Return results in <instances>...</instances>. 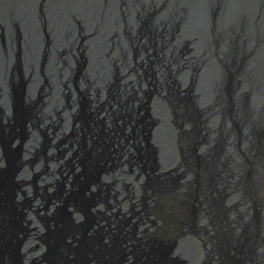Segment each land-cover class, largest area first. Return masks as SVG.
<instances>
[{"label": "water", "instance_id": "water-1", "mask_svg": "<svg viewBox=\"0 0 264 264\" xmlns=\"http://www.w3.org/2000/svg\"><path fill=\"white\" fill-rule=\"evenodd\" d=\"M228 10L233 18H225ZM132 104L138 126L109 127L111 145L91 160L136 136L137 161L164 163L171 118L203 142L213 125L224 131L219 144L245 142L247 131L250 148L264 154V0H0V264H21V242L39 229L30 209L47 237L44 260L53 264L55 240H67L60 218L76 227L69 171L82 163L86 143L106 144L107 122L132 118ZM31 130L46 149L29 163ZM66 131L70 144L55 154ZM50 159L63 161L56 187ZM37 160L45 167L34 176L44 202L25 177ZM212 170L221 173L220 163Z\"/></svg>", "mask_w": 264, "mask_h": 264}, {"label": "flooded vegetation", "instance_id": "flooded-vegetation-1", "mask_svg": "<svg viewBox=\"0 0 264 264\" xmlns=\"http://www.w3.org/2000/svg\"><path fill=\"white\" fill-rule=\"evenodd\" d=\"M229 13L230 10L225 12V18H233L229 17ZM204 35L206 34L201 37ZM194 57H197L196 53ZM242 94L238 93L239 96ZM173 127L174 125L170 124V129ZM31 132L35 136V132ZM18 133L20 137V129ZM66 133L67 136L55 140V154L64 152L69 146L71 132ZM207 134L204 131L201 137L204 139ZM37 139L43 145L32 149L27 158L29 163L37 158L41 159V154L46 149L43 137ZM210 139L215 143L214 155L222 168V172L218 174L222 175L223 185L220 188L214 187L209 193L206 188L211 186L210 179L213 177L206 171V165L197 167L199 164L196 161L203 153L194 148L197 144L193 136L185 138L180 146L172 144L174 153L180 151L181 155L187 147L185 152L190 157V173L193 176L185 177L188 172H185L186 167L180 164L183 158L179 162L175 159L172 165L177 162V167L170 168L167 172L166 169L162 171L167 178L173 172L175 175L172 181L169 180L166 189L153 185L146 190L147 175L135 170L134 165L128 166L129 170L132 169L129 173L127 167L120 171L117 170L115 161L106 160V172L101 176V181L113 183L111 189L100 185L86 189L80 183L78 186L70 185L68 192L71 201L68 202V210L76 227H67L66 219L63 218L67 240L56 241L53 250L57 255L55 264H264V165L257 164L262 154L255 151L250 154L255 162H235L233 167L237 168L240 175L236 181L232 179L233 184L237 183L232 186L227 176L230 170L226 163L227 158L236 160L235 154L239 149L228 145L229 141H234L233 138L219 144L220 136L215 133ZM203 144L206 146V142ZM209 145L210 142L207 143V146ZM17 146H20L19 143ZM15 156L14 154L11 158L12 161H15ZM130 156L133 160H139L138 155L134 153ZM243 158H248V155ZM184 161L187 165V161ZM62 163L63 161L55 163L58 168L55 187ZM238 164L241 166L236 167ZM36 165L35 171H31L33 176L45 169L42 162H37ZM81 168V164H77L73 171H69L70 184ZM184 174L185 176H182ZM41 184L39 181L36 184L34 179L29 187L37 193ZM231 190L234 192H230ZM228 193L231 196L226 199ZM37 195L44 202L38 193ZM68 198L65 195L63 203L67 202ZM94 203L97 204L92 207ZM58 204V207L62 205ZM31 218L39 229L32 231L28 239L21 242L18 261L21 264H47L44 260L46 246L40 234L44 230L35 215ZM138 222L141 223L140 231H136ZM60 224L61 221L59 226ZM123 224L126 226L125 230L122 228ZM19 236L23 237L21 234ZM44 248L43 257L38 259L36 253ZM51 257L53 258V255ZM6 261L10 264L8 259ZM52 263L54 264L53 261Z\"/></svg>", "mask_w": 264, "mask_h": 264}, {"label": "bare ground", "instance_id": "bare-ground-1", "mask_svg": "<svg viewBox=\"0 0 264 264\" xmlns=\"http://www.w3.org/2000/svg\"><path fill=\"white\" fill-rule=\"evenodd\" d=\"M147 81H144V87H146V85H147ZM142 92V91H141ZM145 92H149V91H145ZM143 93V92H142ZM153 93H154V91H153ZM140 95V94H139ZM143 95V94H142ZM130 96H134V93H132V91L130 92ZM129 101H133V100H129ZM133 104L135 105V106H137V102H135V101H133ZM133 104L132 105H130V106H128L127 107V111H129L131 114H132V118L129 120V121H126L125 120V118H124V115H122V116H120V117H118V118H116V119H114V120H112V121H109V122H107V124H106V135L104 136V138H105V141H107L106 142V144L104 145V146H100V145H97V144H92V143H86L85 145H84V151L83 152H80L81 154H84L83 155V158H82V163H81V166H82V168L84 169V172H85V174H80V175H75L74 176V180H77L78 181V183H75V186H78V184L80 183V179H81V177L83 176V177H85V182L82 184V186L84 187V188H88V187H92L93 185H94V187L95 186H97L98 184L99 185H101L102 187H110V189L113 187V183H103L102 181H101V176L106 172V170H105V165H104V161L106 160L107 162H110V161H115L116 162V164H117V170L119 169L120 171H121V169L123 170V167H127L128 168V166L130 165V164H132V165H134L135 166V168H136V170L138 169V170H143L144 172H143V174L144 175H147V179H149L148 180V182H147V184H146V186H145V189L146 190H149V186H156L157 188H159V189H166L167 187H165V188H162V186H164V183H163V179L164 180H166L167 179V177L165 178V175H163V174H165L164 172H162L163 170H165L166 169V172H167V170H168V168H169V166H171L172 165V163H173V161H174V159H172V155H173V153H174V148L172 147V145H171V142H172V140L173 139H171L170 140V137H171V130L172 129H170V131H169V134L168 135H166V136H164L163 138H168V141H169V143H168V146H169V148H168V146L166 145V148L167 149H169V156H168V154L165 156V158H164V163L161 161L160 162V159L158 160V161H155V162H158V164H159V166L156 168L155 166H153V164L151 163V160H154V158H152V157H149V160L147 159V161L149 162V164L148 163H146V161L144 162V163H142V162H139L140 160H141V158H140V156H139V161H136V160H133L132 158H131V156H130V154H133V151H134V147H133V145H134V140L136 141V142H139V139H138V137H133V139H130V140H128V143H125V145L121 148V149H118V146H117V148H115L114 146H111V148H112V150H111V153L109 152L108 154L106 153V155L105 156H103L102 158H99V159H95V160H91L90 158H89V155H90V153L91 152H93V151H96V152H98L99 153V155H100V153L102 152V151H104V148L107 146V145H111V141H110V138L108 137V132H107V129L109 128V127H112V126H114L115 124H125V126H126V128H128V127H135V126H138V121H137V119H138V117H136V113L134 112V107H133ZM211 111H214V110H210L209 112H211ZM216 112V111H215ZM170 124H173V121H172V118H171V120H169L168 121V123H167V128H170ZM209 124V123H208ZM213 123H210V125H208V126H211ZM85 126L83 125V126H81V128H79L80 130L81 129H83ZM189 130L188 129H186L184 132H182V134L180 135L181 136V138L182 139H185V138H189V136H190V133L188 132ZM69 132V131H68ZM222 132H224L223 131V129H222V126L221 125H213V127L211 128V130H210V133L212 134V135H214L215 133H217V134H221ZM227 133V132H226ZM253 136H254V134H253ZM245 138H246V141L245 142H234V141H229L228 142V144H229V146L230 147H235L236 149H239V151H237V153L235 154V159L236 160H234L233 161V159H231V158H227V163H226V167H229V170H230V172H229V175H227L228 177H229V180H230V182H231V185L232 186H235V184H237L236 182H234V184H233V181H232V179L234 180V178H235V176H239L240 175V173L237 171V168H234L233 167V165L234 164H236L235 162H238V161H240V162H243L244 161V163L245 162H247V160H249V161H251L252 160V162H253V158H252V156H250V154L253 152V151H255V150H253L252 149V147L250 148V145H249V143L247 142L249 139V133H247V131H246V133H245ZM123 140L122 139H119L118 140V144L120 143V142H122ZM197 143V145L194 147L195 149H199V153H203L199 158H198V160L196 161V163L197 164H199V166H197V167H200V168H202V165H206L207 167H206V171L210 174V175H212V177L213 178H211L210 179V184H211V188H220L223 184L221 183V180H222V175L221 174H214L213 173V170H212V167L215 165V163L217 162V160H216V158H215V155H214V147H215V143H214V145L212 146V147H208L207 146V143H209L210 142V144H212L213 143V141L210 139V140H207L206 141V146H202L203 145V142L201 141V140H197L196 141ZM199 142V143H198ZM34 143H38V141H37V138L33 135V140H32V148L34 147ZM178 143V142H177ZM205 145V144H204ZM153 149L156 147L155 145H153V144H151L150 145ZM206 148V149H205ZM152 149V150H153ZM250 149V150H249ZM247 150H249V151H247ZM190 153V152H189ZM247 155H248V158H243V157H247ZM225 158V157H224ZM260 161H261V165H264V154H262L261 155V157H260ZM154 162V163H155ZM224 162V168H225V161H223ZM230 163V164H229ZM53 164H55V162L53 163ZM151 164V165H150ZM34 166H35V162H34V165H33V167L32 168H29L28 169V171L26 172V175H25V177L27 178V180L28 181H34V179H35V177L33 176V174L31 173V171L33 170V168H34ZM236 167H240V165H237ZM24 170V168L23 169H21L20 170V174L22 173V171ZM128 170H129V168H128ZM132 170V169H131ZM131 170H129V171H131ZM150 171V172H149ZM116 172V171H115ZM112 173V172H111ZM151 173V174H150ZM169 173H171V172H169ZM231 174V175H230ZM119 175V174H118ZM138 175V174H137ZM81 176V177H80ZM183 176H185V174L183 175ZM72 178V177H71ZM69 179V178H68ZM112 179V178H111ZM238 179V178H237ZM73 180V179H72ZM73 180V181H74ZM115 181V180H114ZM123 181V180H122ZM160 181V182H159ZM235 181H236V179H235ZM124 183V182H123ZM161 183V184H160ZM71 185H74L73 184V182H72V184ZM214 185V186H213ZM27 186L28 185H25V187L27 188ZM98 187V186H97ZM122 190H123V188H122ZM125 190L127 191V188H125ZM93 191V190H92ZM119 191V190H118ZM124 191V190H123ZM230 192H234V191H230ZM229 192V193H230ZM172 193V192H171ZM178 195V194H177ZM176 195V196H177ZM229 196H231L230 194H226V196H225V198L226 199H228L229 198ZM112 200V199H111ZM214 201V200H213ZM110 202V201H109ZM96 204L97 203H94L93 205H92V207H95L96 206ZM111 204V203H110ZM120 204V203H119ZM212 206H214V205H212ZM104 207V206H103ZM102 207V208H103ZM107 208H113V207H110V206H107ZM104 211V210H103ZM109 212V211H108ZM29 214H30V216H34V212H33V210L32 209H30V211H29ZM110 216V215H109ZM112 216V215H111ZM99 218H100V216H99ZM117 221V220H116ZM83 222V221H82ZM107 223V222H106ZM139 224L136 226V231H140V228H141V223L140 222H138ZM226 224V223H225ZM96 225V224H95ZM94 225V226H95ZM92 227H93V225H92ZM122 228L125 230V228H126V226L123 224L122 225ZM94 229V228H93ZM108 229V228H107ZM96 230V229H95ZM257 231V230H256ZM42 232V231H41ZM40 232V233H41ZM264 232V231H263ZM92 233V232H91ZM134 233V232H133ZM94 235H96V234H94ZM110 236V235H109ZM131 239V238H130ZM107 240V239H106ZM107 242V241H106ZM173 245V244H172ZM26 249V248H25ZM185 250V249H184ZM187 250V249H186ZM185 250V251H186ZM23 251V250H22ZM185 251H184V254H185ZM189 251V250H188ZM174 252V251H173ZM150 254V253H149ZM154 254V253H153ZM27 255V254H26ZM23 256V255H22ZM192 256V255H191ZM195 256V255H194ZM132 257V256H131ZM171 257V256H170ZM189 257V256H188ZM195 258V257H194ZM193 258V259H194ZM189 259V258H188ZM187 260V259H186ZM163 261V260H162ZM171 261V260H170ZM191 264V263H190Z\"/></svg>", "mask_w": 264, "mask_h": 264}, {"label": "rangeland", "instance_id": "rangeland-1", "mask_svg": "<svg viewBox=\"0 0 264 264\" xmlns=\"http://www.w3.org/2000/svg\"><path fill=\"white\" fill-rule=\"evenodd\" d=\"M213 127V126H212ZM211 127V128H212ZM189 132V131H188ZM182 134V132L180 133L175 127H173V129L171 130V137H170V140L171 139H173L172 140V142H171V145L173 144L174 146H176V145H179L180 146V143H182V141L184 140V139H182L181 138V135ZM190 137V136H189ZM198 139H195L194 140V142H196ZM37 141H38V139H37ZM178 142V143H177ZM197 143V142H196ZM199 143V142H198ZM34 145V147H36V146H39V147H41L43 144L40 142V141H38V143L36 144V143H34L33 144ZM214 145V142L212 143V144H210L208 147L210 148V147H212ZM229 145V144H228ZM196 146V145H195ZM194 146V147H195ZM184 149H185V146H184ZM214 149H215V147H214ZM182 150V149H181ZM187 150V147H186V149L184 150V151H182V155H181V152L180 151H177V152H175V153H173V155H172V159H176V161H180L182 158V161H180L181 163L180 164H183L185 167H186V171L185 172H188V175H186L185 177H187V176H193V175H191L192 173H190V170H191V165H189V163L191 162L190 161V157L189 156H187V152H185ZM188 154L190 155L191 153H189L188 152ZM184 155H185V158H184ZM37 156H39V153L37 154ZM184 160H186L187 161V165L186 164H184V163H186ZM49 161H52V163H54L55 161L52 159H50ZM37 162H42L41 160H37L36 162H35V165H36V163ZM154 162H155V160H151V163L153 164V166H154ZM253 162H255V160H253ZM146 163H148L149 164V162L148 161H146ZM243 163V162H242ZM241 163V164H242ZM261 163V161L259 160L258 162H257V164H260ZM173 164V163H172ZM241 164H238V165H240L241 166ZM151 165V164H150ZM175 167H177V162L174 164V165H171V166H169V168H168V170L171 168V169H174ZM80 168V167H79ZM136 170V169H135ZM138 170V169H137ZM78 171H79V173H76V175H80V174H85V172H84V169L83 168H81V169H78ZM128 172L130 173V171L128 170ZM150 172V171H149ZM206 172V171H205ZM204 172V175H206V173ZM151 174V173H150ZM209 174V173H208ZM183 176V175H182ZM81 177V176H80ZM166 178V177H165ZM175 178V175H174V172H173V174H170L169 176H168V178L166 179V180H164L163 179V183H164V186H162V188H165V187H167L168 186V182H169V180L171 179V181H172V179H174ZM237 178V176H235V178H234V181H235V179ZM85 177H81V179H80V184L82 185L84 182H85ZM147 180H149V179H147ZM160 182V181H159ZM203 182H206V181H203ZM75 183H78V181L77 180H74L73 181V184L75 185ZM106 184V183H105ZM161 184V183H160ZM180 184H182V182H180ZM99 185V184H98ZM101 186V185H100ZM92 187H94V185L92 186ZM103 188H107V189H110V187L108 186V187H103ZM160 188V187H159ZM206 189H209L208 190V192L207 193H209L213 188H211V187H208V188H206ZM61 191V187H57L56 189H55V192H56V194H58L59 192ZM237 192H239V191H237ZM37 193L39 194V193H42V196H44V193L43 192H41V190H40V188H38L37 189ZM229 194V193H228ZM202 197V196H201ZM100 210H102V209H100ZM60 221H61V223L62 224H60V229H63L65 226L63 225V224H65V220L61 217L60 218ZM93 222H94V219L92 220V225H93ZM41 234V233H40ZM140 234V233H139ZM42 240H43V242L45 243L46 241H47V237L46 236H44L43 238H42ZM55 244H56V240H55ZM45 252V248H44V250L43 251H39V252H37L36 253V255H38L37 257H38V259H40V258H42L43 257V253ZM40 254V255H39ZM46 257V254H44V258ZM54 258V259H53ZM53 258L51 257V259H50V262H54V264H55V260H56V258H57V255H56V253L54 254L53 253ZM48 259H49V257H48Z\"/></svg>", "mask_w": 264, "mask_h": 264}]
</instances>
